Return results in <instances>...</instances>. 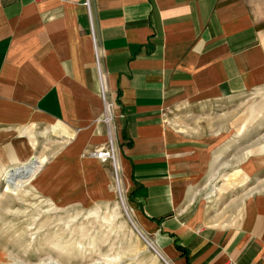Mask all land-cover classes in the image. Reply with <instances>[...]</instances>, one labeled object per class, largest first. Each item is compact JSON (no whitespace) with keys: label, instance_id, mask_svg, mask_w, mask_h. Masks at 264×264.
Masks as SVG:
<instances>
[{"label":"crops","instance_id":"0c3cea01","mask_svg":"<svg viewBox=\"0 0 264 264\" xmlns=\"http://www.w3.org/2000/svg\"><path fill=\"white\" fill-rule=\"evenodd\" d=\"M84 2L0 0V145L28 124L106 141L93 28L124 190L159 264H264V173L256 190L212 185L211 140L168 114L264 95V0ZM240 165L221 179L244 185L253 163Z\"/></svg>","mask_w":264,"mask_h":264},{"label":"rangeland","instance_id":"374dc122","mask_svg":"<svg viewBox=\"0 0 264 264\" xmlns=\"http://www.w3.org/2000/svg\"><path fill=\"white\" fill-rule=\"evenodd\" d=\"M261 96L249 92L194 112L177 106L168 112L181 130L195 125L194 135L211 140L220 171L212 185L234 183L238 192L264 173V150L248 153L264 143ZM10 135L0 145V264H159L136 224L121 170L117 180L110 161L91 156L103 144L78 146L66 133L34 124L12 128ZM245 159L253 166L244 185L234 176L221 179Z\"/></svg>","mask_w":264,"mask_h":264},{"label":"built area","instance_id":"2783aa9c","mask_svg":"<svg viewBox=\"0 0 264 264\" xmlns=\"http://www.w3.org/2000/svg\"><path fill=\"white\" fill-rule=\"evenodd\" d=\"M84 4L86 5L87 9L89 8L88 0H85ZM89 14V9H88ZM90 15V14H89ZM91 40L93 43L94 48V56H95V67L97 70L98 80H99V88H100V98L102 101V113H101V120L105 124L106 127V141L103 143L102 146L94 149L91 152V156L101 159V160H108L113 165L115 170V174L118 180V171L121 170L120 163H119V156L117 154V139H116V130H115V108L116 103L108 98L107 96V85L105 83V74L103 73L100 65V56L97 49L96 38L93 32V28L91 29ZM120 200L123 203L122 193L119 190ZM151 249L159 255V252L153 245V243L143 238ZM160 256V255H159ZM161 257V256H160ZM162 258V257H161ZM163 259V258H162Z\"/></svg>","mask_w":264,"mask_h":264},{"label":"bare ground","instance_id":"6f19581e","mask_svg":"<svg viewBox=\"0 0 264 264\" xmlns=\"http://www.w3.org/2000/svg\"><path fill=\"white\" fill-rule=\"evenodd\" d=\"M29 159H30V162H31L32 159H31V158H29ZM35 162H36V163H35ZM33 163H34V167H38V166H35V165H37V163H41V161H37V160L34 159V162H33ZM23 165H24V164H23ZM25 166H26V165H25ZM26 167H27V166H26ZM12 170H13L15 173H16V172H19V171H17V170H18V167H13ZM12 170L10 169V172H13ZM20 170H21V169H20ZM33 171H34V170H33ZM35 171H36V169H35ZM21 173H24V171L21 170ZM30 173H31V171H28V172H26V174H25L24 176H26V177L28 176V177H29V176H30ZM32 174H33V172H32ZM13 179H14V178H13V176H12L11 180H13ZM11 180H9V181H10V184H13V182H15V181H14V180L11 181ZM13 185H14V184H13ZM7 190H8V189H7ZM166 262H167V261H166ZM168 264H169V263H168Z\"/></svg>","mask_w":264,"mask_h":264}]
</instances>
